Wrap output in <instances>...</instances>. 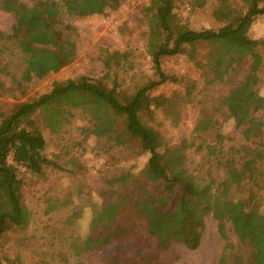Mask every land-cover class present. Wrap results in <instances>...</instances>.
Listing matches in <instances>:
<instances>
[{
  "label": "trees",
  "instance_id": "obj_1",
  "mask_svg": "<svg viewBox=\"0 0 264 264\" xmlns=\"http://www.w3.org/2000/svg\"><path fill=\"white\" fill-rule=\"evenodd\" d=\"M98 1L102 3L100 6ZM215 1L227 13L224 26L197 32L184 28L175 15L178 0H152L159 27L149 30L148 53L157 79L130 98L121 99L115 88L108 89L102 81L92 82L83 77L78 81L55 83L50 94L31 102H18L1 116L0 238L30 221L19 169L41 176L47 167H58L44 154L46 140L36 127L34 115L45 112L52 119L51 127L57 128L62 125L63 119L59 117L66 113L67 107L81 108L88 114L86 125L80 130L84 140L94 136L113 140L115 146L138 142L141 152L150 156L144 178L151 185L162 183L163 190L144 191L136 199H132V194H122L115 202L107 200L95 206L88 238L80 240V245H76L79 238H74L76 257L91 251L104 252L141 225L143 231L136 233L142 232L145 238L154 239L158 251L168 250L175 244L195 251L201 244L206 217L211 216L226 243L219 264H240L241 260V254L232 252L228 224L238 241L250 248L248 264H264V213L259 211L252 193L253 188L264 185V122L256 115V110L264 107V97L254 95L250 101L234 102L231 98L223 101L228 117L236 128L242 129L243 149L235 152L238 156L242 154L240 158L217 149L224 142L220 134L215 135L214 146L203 142L197 148V152L207 151V160L223 168L222 181L210 173L205 178L191 173L185 155L191 146L163 147L159 133L147 119L157 110L169 113L172 106L165 89L181 83L178 77L164 72V59L185 56L207 75L210 83L225 81L245 65H248V75L243 89L264 81V59L259 52L264 40L249 37L253 24L264 16V0H251L246 12L231 7L230 0ZM119 3V0H0V12L12 14L16 20L12 35L5 36L0 31V41L19 45L28 57L27 75L35 67L44 76L58 73L76 58L72 39L76 29L68 22L104 15L107 8H116ZM26 21H33L35 25L23 26ZM112 59L114 55L105 62L107 69H111ZM192 91L193 87L187 90V100H191ZM214 130V120L204 114L198 119L194 135L202 137ZM231 195H239L240 199L235 200ZM141 254L136 251L138 257ZM140 259L136 263L115 257L112 264H158L147 256ZM0 264H3L1 256Z\"/></svg>",
  "mask_w": 264,
  "mask_h": 264
},
{
  "label": "rangeland",
  "instance_id": "obj_2",
  "mask_svg": "<svg viewBox=\"0 0 264 264\" xmlns=\"http://www.w3.org/2000/svg\"><path fill=\"white\" fill-rule=\"evenodd\" d=\"M119 1L116 8H107L104 15L68 22L76 29L72 37L76 58L58 73L44 76L35 67L27 75L28 57L19 45L1 40L0 120L14 104L50 94L55 83L78 81L83 77L92 82L102 81L108 89L115 88L125 100L155 81L157 77L148 53V34L150 28L156 29L159 23L152 0ZM230 3L231 7L243 12L251 7V0H230ZM174 13L184 28L197 32L219 30L228 18L215 0H178ZM15 25L12 14L0 12V31L5 36L12 35ZM33 25V21H26L23 26ZM249 37L264 40V16L253 24ZM259 52L264 59V47ZM111 55H114L112 67L107 69L105 62ZM162 67L167 75L178 77L181 83L165 89L172 106L169 113L165 114L163 109L155 111L147 118L149 124L159 133L163 147L191 146L185 151L186 165L191 173L202 178L210 173L222 181L223 168L207 160V151L196 150L203 142L214 146L216 134L224 139L217 148L219 151L235 154L236 150L243 149L242 129L236 128L228 117L223 101L226 98L234 102L250 101L254 95L264 97V81L243 89L248 75V65H245L225 81L210 83L207 75L185 56L164 59ZM192 87L191 100H187L185 94ZM66 110L59 117L63 122L57 128L51 127L52 119L45 112L40 111L33 117L46 140L44 154L58 167H47L41 176L19 169L24 181V202L31 216L28 225L14 228L0 238L3 264H112L115 257L139 263L140 258L146 256L158 264H219L226 243L211 216L206 217L201 244L195 251L182 244L158 251L154 239L145 238L142 232L136 233L143 231L141 225L104 252L91 251L83 253V257L75 256L74 238H79L76 245L88 238L95 206L107 200L116 201L122 194H132V199H136L144 191L158 193L163 188L162 183L151 185L144 178L150 156L141 152L138 142L115 146L113 140L94 136L84 140L80 130L86 125L88 114L81 108L67 107ZM204 114L212 117L215 130L202 137L195 136L198 119ZM256 115L264 122V107L258 108ZM235 156L240 158L242 154ZM252 193L260 206L259 211L264 213V185L253 188ZM231 197L240 199L239 195ZM230 208L236 211L234 206ZM227 234L232 252L241 254L240 264H248L250 248L238 241L231 224L227 225ZM137 250L142 252L139 257Z\"/></svg>",
  "mask_w": 264,
  "mask_h": 264
}]
</instances>
